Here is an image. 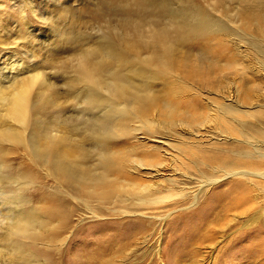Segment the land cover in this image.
I'll list each match as a JSON object with an SVG mask.
<instances>
[{
    "label": "rangeland",
    "instance_id": "obj_1",
    "mask_svg": "<svg viewBox=\"0 0 264 264\" xmlns=\"http://www.w3.org/2000/svg\"><path fill=\"white\" fill-rule=\"evenodd\" d=\"M131 4L132 0H0L1 96L14 97L27 76L46 78L44 88L34 87V112L25 127L28 141L0 146V264H264V235L244 237L264 228V216L260 213L259 223L250 230L245 217L216 218L213 209L220 189L214 187L193 203L191 192L206 169L176 150L180 140L205 146L219 140L225 150L233 149L229 144H239L242 151L251 148L233 139L223 143L215 126L204 128L201 133L206 136L196 139L181 133L187 127L199 135L198 125L206 119L188 111L184 118L177 115L172 120L178 135L162 129L138 131L132 110L126 112L124 103L126 108L113 110L107 90L86 83L78 70L96 45H112L132 34L134 26L142 40L149 31H195V37L177 48L169 72L203 76V85L185 76L204 89L199 93L205 97L191 98L206 107L202 113L208 110L206 98L221 102L218 96L223 95L253 113L261 112L243 120L254 129L257 124V129L264 128V0H154L148 13L132 16L135 24L130 28L124 24L123 10ZM106 53L108 49L95 57ZM148 54L150 50L143 52ZM161 96L156 111L181 103ZM112 111L122 115L112 117ZM164 117L158 115L160 121H166ZM110 131L116 136L108 145L105 135ZM36 135L63 138L59 153L68 155L67 170L74 171L73 177L54 174L50 163L36 156ZM107 146V154H117L124 172L103 170L100 161ZM166 152L178 160L172 164ZM159 167L164 178L153 173ZM79 168L87 172L88 181L80 180ZM154 182H160L156 198L171 200L140 205L149 197L140 198L138 189ZM254 185L264 188V183ZM24 218L35 221L33 229L39 234L33 243L16 228ZM17 245L23 255L16 253Z\"/></svg>",
    "mask_w": 264,
    "mask_h": 264
},
{
    "label": "bare ground",
    "instance_id": "obj_2",
    "mask_svg": "<svg viewBox=\"0 0 264 264\" xmlns=\"http://www.w3.org/2000/svg\"><path fill=\"white\" fill-rule=\"evenodd\" d=\"M237 1L245 3V0ZM153 4L154 0H132V4L123 10L126 17L124 24L126 23V25H129L131 28L133 24H135V22L131 20L132 16L134 14L139 15L148 13ZM248 8L249 7L246 9L248 10ZM139 32L137 26H134V32L132 34L124 36L123 38H118L116 41H113L112 45H96L92 51L88 52V54L81 59L78 65L79 75L86 83H89L94 88L96 87L99 91L102 88L107 90V102L113 110L126 108L122 107L123 103L127 106L126 112L132 110L131 115L135 117L140 124L138 131L144 129L149 133H153L154 131L158 133L162 129L165 130L167 134L175 135L177 134L175 131L177 129H175V127L177 128L178 125H175L174 121V123L172 122L173 118L177 117V115H185V113H187L186 111H188L190 114L200 113V120L203 118L206 119L198 125L199 132L197 133H199V135H196L193 131L189 132L187 127H183L184 129L180 128L182 130L181 133H185L196 139L199 136H206V134L201 133L204 128L207 127V129H212L213 126H215V131L220 133L226 140L223 143H226L227 139H233L235 143H244L248 145V147L251 148L249 151L246 149V151H242L244 149L239 144H229L233 146V149L225 150L224 144L219 140L217 143L208 146L201 145V142H195V140H180L176 150L177 153L181 154L185 159L195 161V163L204 166V169H206V172H203L200 174L199 178H197L196 190L194 189V191H192L193 193L191 192V195H193V203H197L210 188L214 187L215 189H220L217 193L219 201L213 209L215 217L219 219L245 217L247 219L246 226L248 230H250L254 223H259L260 216H264V199H262L263 201H259L260 198H264V188L258 190L254 185V182L260 185L264 183V128L257 129L260 126L257 124L258 127L254 129L249 126L250 124L254 125L253 123L243 119L245 117L255 118V116H261L262 113H253V109L242 107L241 104L239 106L231 98H226V96L223 95V97L218 96L221 98V102L206 98L208 110L206 114L205 112L202 113L201 111L206 107H203L199 102V104H196L195 102L197 101L193 103L191 98L194 97V99H196L197 96H201L199 92L203 94L204 89L197 87L196 84L188 82L189 80L185 76H188L189 79L190 77L193 78L201 85H203L204 83L202 82L205 81V79L202 78L203 76L197 73H189L183 74L185 75L183 77L181 74L178 75L169 72L168 68V66L175 64L178 53L177 48H181V46L187 44L197 35L196 32L192 31L189 35H185L177 30L149 31L147 40H142L143 34ZM106 49L109 50L110 54L106 53L101 59L95 57L98 53L106 51ZM146 50H150L151 55L148 54L144 56L143 52ZM107 55H110L113 60L109 62ZM31 76L24 78V81L20 84L22 90L16 93L14 97H2L1 94L4 85L1 84L0 86V125L7 128L6 130L0 129V146L4 143L14 145L28 141L25 138V130L27 129L25 127L30 123L34 112V87L37 84V86L44 88L46 81V78L44 79L45 76ZM158 87H160L161 90H158ZM161 95L169 99L173 98V100L179 99L181 103L175 102L179 105L175 107L171 106L169 103L165 110L156 111L159 98L162 97ZM184 98L186 100L188 99L187 102L185 100V105H183ZM255 107L259 108L260 106L256 105ZM152 109L155 110V113H150ZM113 115L117 117L122 114H115L112 111V117ZM158 115L162 118L165 116L164 118L167 120L160 121ZM182 118L184 117L182 116ZM193 121H195V119H193ZM209 125L211 126L210 128ZM251 129L254 131V134ZM234 130L238 131V138L232 136L235 133ZM42 136L36 135L34 138L36 156L50 163L49 165L53 168L54 174L58 176L61 174L60 176H62V172H64L63 177H66L67 175L65 176V172H67L69 176L73 177L74 171L71 170L68 172L67 170V168H69L68 166H70V163L66 165V163H68L66 159L68 155L59 153V143L63 141V138L56 136L44 138L45 136ZM115 136L116 132L114 131H110L105 135L108 145H111L110 141L114 140ZM160 139L168 144L169 147L172 146L171 141ZM107 149L108 146L104 154H102L104 157L100 161L101 165H103V170L107 172L111 170L124 172V168L119 166L117 154H107ZM171 149L173 148H170V150ZM165 155L172 164L178 160L176 156L168 152H166ZM168 167L171 166L169 165ZM160 168L161 167L155 168L153 173L163 177L160 170H158ZM181 168L182 167H180V169ZM185 168L186 170L188 169L186 166ZM133 169L136 171L135 167H133ZM77 171L82 175L80 180H89L87 178V172L83 171L81 168ZM183 175L186 178L189 176L184 172ZM84 178H86V180ZM102 179L103 178H99V181H102ZM187 179L191 180V177ZM169 182L172 184L175 183L173 180ZM159 184L160 182H154L152 185L142 186L138 189L141 191L140 198H143L144 195L149 197L147 198L148 200H142L141 204L139 202L140 205H156L171 200V198L167 197H165V199L156 198L160 188H158V186H160ZM111 192L113 194L115 190L111 189ZM212 199L213 197L211 196L209 200L211 201ZM24 220L25 222H22L23 224L21 227L17 225L16 228L29 239V243H33L37 240L36 237L39 234L38 232H34L33 229L35 221L29 218H24ZM11 225L13 226V224ZM255 234L258 236L264 235V228H259L255 232H246L244 237ZM15 250L16 253L22 254V249L19 245L16 246Z\"/></svg>",
    "mask_w": 264,
    "mask_h": 264
}]
</instances>
